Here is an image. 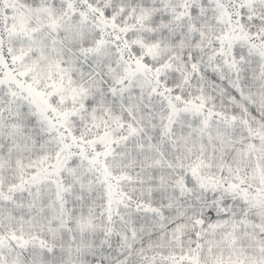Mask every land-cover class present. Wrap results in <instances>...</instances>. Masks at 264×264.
Masks as SVG:
<instances>
[{"label": "snow or ice", "instance_id": "snow-or-ice-1", "mask_svg": "<svg viewBox=\"0 0 264 264\" xmlns=\"http://www.w3.org/2000/svg\"><path fill=\"white\" fill-rule=\"evenodd\" d=\"M0 264H264V0H0Z\"/></svg>", "mask_w": 264, "mask_h": 264}]
</instances>
